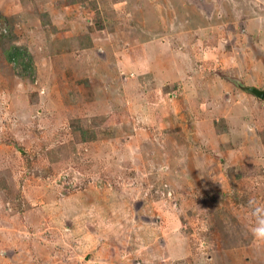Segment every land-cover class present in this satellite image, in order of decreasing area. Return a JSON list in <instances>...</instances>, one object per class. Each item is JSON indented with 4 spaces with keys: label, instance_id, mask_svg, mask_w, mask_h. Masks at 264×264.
Segmentation results:
<instances>
[{
    "label": "rangeland",
    "instance_id": "obj_1",
    "mask_svg": "<svg viewBox=\"0 0 264 264\" xmlns=\"http://www.w3.org/2000/svg\"><path fill=\"white\" fill-rule=\"evenodd\" d=\"M241 87L264 0H0V264H264Z\"/></svg>",
    "mask_w": 264,
    "mask_h": 264
},
{
    "label": "trees",
    "instance_id": "obj_2",
    "mask_svg": "<svg viewBox=\"0 0 264 264\" xmlns=\"http://www.w3.org/2000/svg\"><path fill=\"white\" fill-rule=\"evenodd\" d=\"M41 18H42L44 24H46L47 22H45V16H41ZM48 24H49V23H48ZM48 24H47V25H48ZM20 51H21V48H18V47L15 48V46H14V49L11 50V52H10V54H9L10 60L15 61V58H16L18 55L21 56L22 53H20Z\"/></svg>",
    "mask_w": 264,
    "mask_h": 264
},
{
    "label": "water",
    "instance_id": "obj_3",
    "mask_svg": "<svg viewBox=\"0 0 264 264\" xmlns=\"http://www.w3.org/2000/svg\"><path fill=\"white\" fill-rule=\"evenodd\" d=\"M244 91L246 90V92H252L254 94H257L260 98H263L264 92L263 91H259L256 89H251V88H245V87H241Z\"/></svg>",
    "mask_w": 264,
    "mask_h": 264
},
{
    "label": "clouds",
    "instance_id": "obj_4",
    "mask_svg": "<svg viewBox=\"0 0 264 264\" xmlns=\"http://www.w3.org/2000/svg\"><path fill=\"white\" fill-rule=\"evenodd\" d=\"M256 231H257V233H258L259 235L264 236V228L257 229Z\"/></svg>",
    "mask_w": 264,
    "mask_h": 264
}]
</instances>
